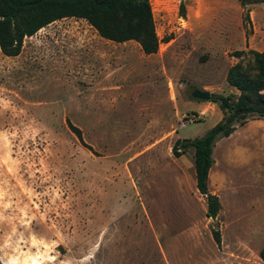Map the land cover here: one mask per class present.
Listing matches in <instances>:
<instances>
[{
	"label": "rangeland",
	"instance_id": "1",
	"mask_svg": "<svg viewBox=\"0 0 264 264\" xmlns=\"http://www.w3.org/2000/svg\"><path fill=\"white\" fill-rule=\"evenodd\" d=\"M247 2L149 0L151 56L80 19L23 37L17 56L0 50V264H264V126L216 143L215 219L193 149L171 153L222 118L194 90L236 98L232 54L264 41V0Z\"/></svg>",
	"mask_w": 264,
	"mask_h": 264
},
{
	"label": "trees",
	"instance_id": "2",
	"mask_svg": "<svg viewBox=\"0 0 264 264\" xmlns=\"http://www.w3.org/2000/svg\"><path fill=\"white\" fill-rule=\"evenodd\" d=\"M247 1L239 0L241 6ZM64 18L85 20L99 37L108 41H134L144 55L158 51L160 41L154 29L149 0H0L1 52L8 57L17 56L23 37H30ZM11 21L22 26L17 38H8L6 26L11 25ZM232 56L238 61L227 69L225 81L237 92L236 98L232 101L231 95H211L209 102L222 112L221 120L200 138L175 140L171 149L174 157L193 149L195 188L206 200L208 217L219 211L218 198L208 189L216 142L228 137L236 126H242L248 120L264 119V53L248 49L235 51ZM68 125L83 143L81 131L69 122ZM213 238L219 243L218 232L213 233ZM260 257L264 260V250Z\"/></svg>",
	"mask_w": 264,
	"mask_h": 264
},
{
	"label": "crops",
	"instance_id": "3",
	"mask_svg": "<svg viewBox=\"0 0 264 264\" xmlns=\"http://www.w3.org/2000/svg\"><path fill=\"white\" fill-rule=\"evenodd\" d=\"M64 19H76V18H64ZM79 20V19H78ZM80 20H82V19H80ZM58 21V20H57ZM46 27V26H45ZM45 27H43L42 29H45ZM33 36V35H32ZM125 43V42H124ZM245 43H247V48L248 49H252V50H256V51H259V52H263L264 53V51H262V50H259V49H261V47H262V43H264V41H262V43H259V41L257 40V37H256V35H251V36H249L247 39L245 38ZM160 44V43H159ZM31 47H33V46H31ZM158 50H159V48H158ZM158 52V51H157ZM156 52V53H157ZM155 53V54H156ZM155 54H152V55H155ZM145 56H151V55H145ZM252 123H254V124H257L258 126H264V119H251V120H248L244 125H242V126H245V125H250V124H252ZM237 127H241V126H236V128H235V130L233 131V132H235L236 130H237ZM233 132L228 136V137H230L232 134H233ZM228 137H226V138H222V139H220L219 141H221V140H227V138ZM219 141H217L216 143H218ZM216 145V144H215ZM215 147V146H214ZM212 168V167H211ZM211 170V169H210ZM210 172V171H209ZM208 180H209V175H208Z\"/></svg>",
	"mask_w": 264,
	"mask_h": 264
},
{
	"label": "water",
	"instance_id": "4",
	"mask_svg": "<svg viewBox=\"0 0 264 264\" xmlns=\"http://www.w3.org/2000/svg\"><path fill=\"white\" fill-rule=\"evenodd\" d=\"M191 96L197 100L200 101H209L210 100V93L207 91H200V90H194L191 94ZM216 215L211 216V219H215Z\"/></svg>",
	"mask_w": 264,
	"mask_h": 264
},
{
	"label": "built area",
	"instance_id": "5",
	"mask_svg": "<svg viewBox=\"0 0 264 264\" xmlns=\"http://www.w3.org/2000/svg\"><path fill=\"white\" fill-rule=\"evenodd\" d=\"M184 126V124H182Z\"/></svg>",
	"mask_w": 264,
	"mask_h": 264
}]
</instances>
